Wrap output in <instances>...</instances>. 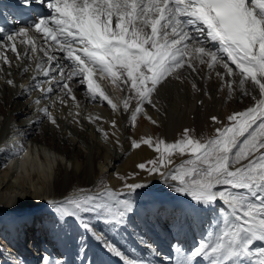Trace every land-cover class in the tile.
<instances>
[{"label":"snow or ice","instance_id":"snow-or-ice-1","mask_svg":"<svg viewBox=\"0 0 264 264\" xmlns=\"http://www.w3.org/2000/svg\"><path fill=\"white\" fill-rule=\"evenodd\" d=\"M18 2L31 5L33 0ZM36 3L48 11L28 27L14 32L0 27L3 37L0 71L2 65L12 66L9 52L17 61L36 62L34 83L19 87L29 94L37 90L42 93L34 101L36 110L56 128L60 125L50 107H40L42 99L51 98L55 85L62 94L52 101L51 108H55L57 101L67 106L70 99L79 109L70 87L73 80L85 88L90 99L101 104L107 102L114 111L128 113L132 108L133 126L140 114L157 124L145 110L147 104L159 111L153 95L166 82L183 83L186 74L199 75L202 68H207L209 77L215 73L222 81L221 91L226 87L229 99L239 91L241 98L248 96L254 101L245 110L229 115L226 124L212 117L221 126L211 138H195L190 129H185L181 139L174 143L142 137L132 140L131 147L140 149L143 144L157 152V159L137 167L149 176L159 175L172 193L190 197L195 205L163 209L172 218L175 231L170 244L172 255L162 257L157 264H264V0H36ZM30 28L40 34L42 43L38 44L37 37L30 35ZM57 52L62 55L58 57ZM23 71L27 73L29 67ZM38 75L47 80H37ZM102 80H109L127 93L121 106L102 88ZM6 83L17 86L10 78ZM45 83L48 87H44ZM191 83L193 90H199L194 80ZM69 115L80 123L79 111ZM87 119L95 124L102 117L89 115ZM111 127H117L116 121H111ZM97 130L105 139L109 137L102 128ZM13 132L19 135L21 130ZM116 143L119 145L118 137ZM174 153L188 154L189 158L179 166L169 167L174 164L171 159ZM26 154L24 143L12 146L13 157ZM117 175L124 181L120 193L104 186L97 195L43 201L49 210L47 223L52 230L66 229L70 222H75L87 234L78 237L77 259L81 264L88 237L123 264H152L150 260L128 256L88 219L89 214L103 217V222L116 230L130 226L139 208L132 194L148 184L128 182L138 173ZM125 193L129 198L120 199ZM200 212L216 213L217 218L212 229L189 246L184 242L185 228L197 223ZM156 214H161L159 208ZM141 242L159 256L151 245L142 239ZM14 264L25 261L20 259ZM40 264H68V261L54 259L45 252ZM87 264L102 261L88 260Z\"/></svg>","mask_w":264,"mask_h":264},{"label":"bare ground","instance_id":"bare-ground-1","mask_svg":"<svg viewBox=\"0 0 264 264\" xmlns=\"http://www.w3.org/2000/svg\"><path fill=\"white\" fill-rule=\"evenodd\" d=\"M4 1L5 0H0V27H3L7 32H14L18 28L27 27L19 22L20 17L16 11L17 4V8L19 9H22L25 5L20 4L18 0L13 1V4L2 3ZM39 10L42 11V17L48 11L44 6H41ZM31 30L34 32V29L30 28V35L34 34V36L37 37V43L40 44L42 41L39 39L40 34H32ZM2 39L3 37L0 35V40ZM17 46L19 50L21 46L19 44ZM38 55L42 56L43 54L38 53ZM55 55L59 57L62 54L57 52ZM8 56L12 61L11 67H15L14 70L16 71L10 76L6 71H0V224H3L0 233L5 239L4 248L0 249L2 252V256L0 255V264H14L15 261L20 259L25 261V264H40L39 258L41 254L45 252L51 254L54 259L62 258L66 259L68 264H77L78 260L76 254L80 245L78 239L74 238L75 231L71 234L68 227L59 231L52 230L51 225L47 223L49 220V210L47 205L43 203L44 200L51 199L62 201L67 195H69V197L81 195L77 193L80 192V190L71 192L70 194L64 193L65 189L72 184V180H78V186L86 181L84 184H86L88 189L86 192L84 191L85 193L83 194L97 195L99 192L103 191L104 186L110 187V185H118L121 179L118 178L117 174H120L121 171L128 167L129 165L126 166L128 163L131 161L139 162V160L145 157L147 158L149 154L154 152L152 148L143 144L140 149H133L131 147L132 140H140L142 137H151L154 141L164 138L167 142L172 143L175 140L181 139L185 129H190L191 135L195 138L208 139L215 136V129L221 126L215 123L212 117L215 116L222 124H226L228 123L227 117L233 112L243 111L254 104V101L248 96L241 98L239 91L235 92L232 98L229 99L228 89L225 87L223 91H221L222 81L216 77L215 73H212L209 77L207 68H202L199 75L186 74L183 83L176 80L166 82L160 87L158 94L153 95L152 99L156 103L159 111L147 104L145 105V110L148 116H151L158 122L157 124L151 123L145 115H138L133 126L130 120L132 108L129 109L128 113L114 111L107 105V102L101 104L93 101L86 94L83 97H79V95L77 98L79 109L75 107L70 99L68 100L67 106H62L59 101H57L55 108H51L52 101L56 100V96L62 94L58 86L54 85V94L50 99L43 98L40 107L46 105L50 107L60 125L59 128H56L42 113L36 110L37 106L34 101L37 98H41L42 93L37 90L31 91L29 94L19 87L21 84L27 87L34 83L33 75L35 74L36 62L17 61L14 54L10 52ZM24 67H29L27 73L23 71ZM65 70L67 71L70 69L66 68ZM13 76L15 77L14 79ZM9 78L15 82L17 85L16 87L9 86L6 83V80ZM37 80L43 82L46 81L47 78L43 75H38ZM193 80L197 84V89L199 90H193L191 83ZM100 83L113 102L121 106L127 93L121 91L120 88L117 91H113L105 80L100 81ZM44 87H48V84L45 83ZM245 87H249V85ZM254 94H256L255 91ZM134 104L135 102H133V106ZM76 111L80 112L78 119L81 123L87 125L90 135L93 134L95 138V136H97L96 133L100 132L97 128H102L109 133L108 138H110L117 147L116 152L111 154L109 161H101V165H99V170L101 171H98V173L94 175V181H89L91 167L89 165L85 166L84 163L80 164V158L84 155L82 152L84 141L71 133L69 130L71 125L65 124L66 121L69 123L70 119H73L69 113ZM89 115L102 117V120L97 121L95 124L90 123L87 119ZM113 120L116 121L117 127L115 129L111 127V121ZM143 120H146V124ZM37 121L40 122L37 123ZM149 127L151 130H149ZM17 128L21 130L19 135L13 132V130ZM127 129H131V134L127 132ZM113 132L116 133L115 136L112 135ZM25 135L27 137H25ZM117 137L119 138V145L116 143ZM21 142L26 145L27 154L13 157L11 155L12 146ZM55 149L68 152L66 156L73 162L71 169L63 165L64 163L60 161L62 158L59 160L58 153ZM5 152L7 154H5ZM179 156L176 159H172L174 164L169 167L179 166L185 161L179 162ZM63 172L67 174L66 178H68V181H66V178H63L64 182L61 183V177H59V175H62ZM101 172L110 176L108 183L103 184L99 182L100 175L98 174ZM53 174L55 180L52 186L49 187L50 178ZM79 174L81 178H75ZM141 179L148 184L147 188L144 189L148 191L165 192L185 208L195 207L193 202L190 203V197L177 195L175 193L171 194L169 187L162 182L159 175L149 176L147 174L141 177ZM26 182H29L28 186ZM58 186H61L59 193H57ZM22 191H26L25 194H23ZM22 196L23 199L21 198ZM21 203L29 204L27 206H20ZM217 207H220L219 202L217 203ZM198 215L200 216L198 222H202V228H205L208 221L213 222L217 218L216 213L209 214L200 212ZM35 217H37V221ZM157 219L159 223L158 227H153L151 223L148 222L149 232L145 233V242L147 240L149 241L153 236L156 237H153L151 240V247L155 251L164 239L163 237H159L158 239L157 236H160L159 234L161 231L167 235V230L165 229L167 226H165V222H161L162 220H159L158 217ZM24 220H26L27 223H24ZM101 222L102 220L95 216V220L91 223L97 230L104 233L105 230ZM26 224H29L30 228L25 226ZM135 227L136 224L131 219L130 226L127 229L118 230L117 233L116 229L107 224L109 230L108 239L115 244L118 243V246L128 256L150 260L152 264H157V261L162 257L171 255L169 251L166 250L168 247H163L162 245L163 248L160 250L161 252L159 251V253L157 250L159 256L151 254V251L147 249L148 247H146L145 243H142L141 239H139V236L142 235L137 232V228L135 229ZM76 228L79 229V232L81 231L79 227ZM202 228L197 224L196 229L195 226L186 227L184 242L190 246L193 241L199 237ZM28 230L33 231V238L29 245V241L26 239V246L23 237L27 235ZM206 231L207 230L204 229V232L201 234ZM65 232L68 234H65ZM118 237L127 239V244L141 254L140 258L130 254L126 248L119 243ZM43 241H45L46 244ZM87 241L88 239L86 243ZM15 244L18 245L17 248ZM94 244V250L96 252L93 256V261H102V264H105L104 261L109 262V264H123L119 258L106 253L96 241ZM24 245L26 247H24ZM18 248H24L28 254H23V256L17 258L18 253L16 250ZM92 250L93 248L89 246V260L92 259ZM11 253L17 256L13 257Z\"/></svg>","mask_w":264,"mask_h":264},{"label":"rangeland","instance_id":"rangeland-1","mask_svg":"<svg viewBox=\"0 0 264 264\" xmlns=\"http://www.w3.org/2000/svg\"><path fill=\"white\" fill-rule=\"evenodd\" d=\"M32 31L33 30H31V32ZM33 33H35V32H32V34ZM41 43H42V41H41ZM2 67H3V71H6L7 74L8 73L13 74L16 71V70H14L15 67L14 68L13 67H8L6 65H2ZM14 78L15 77L13 76V79ZM105 81H106L107 84H109V87L111 86V89L113 91L114 90L117 91L119 89V88L115 87L114 85H112L109 80H105ZM70 87H72L73 93H74V95H76V98H78L79 95H80L79 97H83L85 94L88 95L87 92H86V90H85V88L82 85H79L75 80H73L70 83ZM140 115H143V114H140ZM145 121L146 120H143L144 123H145ZM65 124L71 125V127L69 129L71 131V133L73 135L77 136V138H81L84 141L83 142L84 145H83V149H82L83 150L82 152L84 153V155H83V157L80 158V164H83L84 163L85 166L86 165H89L91 167L90 168L89 181L90 180L94 181L95 180L94 179V177H95L94 175H96L98 173V171H101V170H99V165H101V161L102 160L105 161V162H106V160L109 161L111 154H114L116 152V150H117L116 148L117 147H116L115 143L112 142L110 138L105 139V137L102 135L101 132H97V133L95 132L97 134V136H95V138H96V140H95L94 135L93 134L90 135V133L88 131L89 129H87V125L84 124V123H81L80 122L79 124H77V123H75L73 121V119H70V122L68 123L66 121ZM149 130H151L150 127H149ZM127 132L129 134H131L130 133L131 132V129H127ZM25 137H27V136L25 135ZM162 140H164L166 143H169L164 138H162ZM174 142H176V140ZM174 142H172V143H174ZM58 150H60V151H58ZM56 151L58 153L59 160H60V158H62V160H60V161H62L64 163L63 165L65 167H67L68 169H71L72 166H73V162H72L71 159H69L68 156H66V155H68V152H63V150H61V149H57ZM179 155H180L179 153H174V155H172L171 159H176ZM158 156H159V154L154 151L151 154H149V156H148L149 158L148 157L147 158L145 157L146 159L144 158L142 160H139V162L131 161L130 163H128L126 165V166L129 165V166L126 167L123 171L120 172L119 176H129V175H132L134 173H138V175H135L134 178L132 180H129L128 182L129 183H132V182H140V181L143 182V179H141V177H144L145 175H147V173L145 171H143V170H140L137 167V165L138 164H141V163H146L147 161L155 160V159L158 158ZM188 158H189V155L188 154L180 155L179 158H178L179 159L178 161L179 162H182L184 160H187ZM7 167H9V166H7ZM98 175H100V179H99V182L100 183H103V184L108 183V180H109L110 176H108L104 172L103 173L101 172ZM59 177H61L60 182L62 183V182H64V179L63 178H66L67 177V174L65 172H63L62 175H59ZM75 178H77V179L78 178H81L80 174L77 177H75ZM54 180H55V177H54V174H53L51 176V178H50L49 187L52 186ZM66 181H68V178H66ZM85 182L86 181H84V183ZM77 183H78V180H72V184L67 189H65V192L64 193L65 194H70L71 192H75V191L81 190V189H83L86 192V190L88 189L86 187V184L83 183L82 185L78 186ZM123 184H124V181L121 180L120 182H118V185H116V186L115 185H110V184H107V185H110V188L112 190L116 191L117 193H120L121 190H122V188H123ZM26 185L28 186L29 185V182L28 183L26 182ZM60 190H61V186H58L57 187V191H58L57 193H59ZM25 192L26 191H22L23 194H25ZM85 192H83V193H85ZM77 193L83 194V193H81V191L80 192H77ZM77 193H75V194H77ZM170 193L173 194L171 191H170ZM132 195H133V198H135V200L139 204V208L137 209V212H136L135 216L132 217V220L136 224L135 229L137 228V232H139V234L142 235V236H144V237H146L145 236V233L146 232H149L148 222H150L153 227H158L159 223H158L157 217L159 218V220H162L160 218L161 217V214H160V217L157 216V214H156V211L155 210L157 208H159L162 211L165 207H169L170 208V207L175 206V205H180V203H177V201L175 199H173L170 196H168L167 193H165V192H158V191H152V190L151 191L150 190L148 191L146 189H140V190L137 191V193H134ZM67 197H69V195H67ZM21 198L23 199V196ZM119 198L120 199H125V198H129V197L125 193V194L120 195ZM190 203H192V201H190ZM28 204L29 203H21L20 206H27ZM162 215H164V214H162ZM36 216H38V215H36ZM164 217L167 218V217H170V216H168L167 214H165ZM97 218L103 221V217L102 218L101 217H97ZM88 219L92 222L93 220H95V215L94 214H89ZM145 220H146V222H145ZM171 220H172V218H171ZM142 222H143V225H142ZM161 222H163V223L165 222V226H167V224L170 223V228L169 229L171 231L168 229V226H167V228H165L167 230V235H165L163 231L160 232L159 235H160V237H163L165 239V240L163 239L165 242L162 240L161 244L157 247V250L159 252L160 250H162V248L165 245H167L166 247H168V249H166V250L169 251V253L171 254V252H170L171 251V248H170V243L169 242H172V239H171L172 238V233L175 231V229H173V228H175L174 222H173V220L171 222H167V221H163L162 220ZM24 223H27L26 220H24ZM138 223H139L140 229L138 228ZM207 223H211L212 224L213 222H209L208 221ZM2 225L3 224H0V230H1ZM146 226L148 228L144 229V227H146ZM76 227H78V226L75 224V222H70V224L68 226V229H69V231H70L71 234L75 231L74 232V238L75 239H78V237L81 236V235H85V236L87 235L86 233H83V231L81 229H80L81 231L79 232L78 231L79 229L76 228ZM104 230H105L104 233L106 234L107 233L106 232V229H104ZM32 232L33 231L28 230L27 235L25 237H23V241H24V243H25L26 246H27L26 239H27L28 236H29V241L31 243L30 236L32 234V238H33V233ZM202 232H204V230L201 229L200 230V235H201ZM153 237L151 239H149V241L147 240L146 242H149V244L151 245V242H152L151 240L153 239ZM154 238H156V237H154ZM157 238L159 239L158 236H157ZM87 239H88V241L86 243L87 244V250H86V255H84L83 264H87V261L89 260V255H90V253L88 251L89 250V246H90V248H93V250H92V259L91 260H93V256H94V254L96 252L94 250V247H95L94 246L95 245L94 243H95V241L93 239H91V237H88ZM167 240H169V242ZM4 242H5V239L2 237V235L0 233V249L4 248V246H3L4 245ZM43 242L45 243V241H43ZM30 243L28 242V245ZM25 245H24V247H26ZM15 246H16V248L18 247L17 244H15ZM157 250H156V252H157ZM16 252L18 253L17 254L18 256L15 255L14 253H11V255L13 257H16L17 256V258H19V256H22L23 254H26V253L28 254V252H26L24 250V248L23 249L18 248L16 250ZM77 252H78V250H77ZM0 255L2 256V252L1 251H0ZM76 258H77V254H76ZM77 264H81V261L78 260V263Z\"/></svg>","mask_w":264,"mask_h":264}]
</instances>
